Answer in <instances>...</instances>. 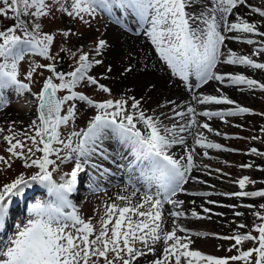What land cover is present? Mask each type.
<instances>
[{"label":"snow or ice","instance_id":"snow-or-ice-1","mask_svg":"<svg viewBox=\"0 0 264 264\" xmlns=\"http://www.w3.org/2000/svg\"><path fill=\"white\" fill-rule=\"evenodd\" d=\"M241 7L246 9L244 14L238 11ZM97 9L109 14L118 9L138 19L159 59L189 90L192 89L190 76L195 75L197 89L214 81L252 94L264 93V82L259 79L217 70L218 65H233L264 73V3L257 5L249 0H68L67 3L65 0H0V18L13 21L0 29V109L9 105V95L18 98L30 95L35 107V117L23 128H17L16 121L0 127V141L7 154H0V171L11 169L16 161H20L24 169H36L27 176L20 172L0 185V229L5 228L14 198L24 195L26 189L38 184L50 197L33 203L27 222L8 237L6 243L0 241V264H141V261L145 264H264V187L250 190L249 186L257 181L248 175L228 180L238 186V191L189 192L185 187L189 181L208 185L207 180L193 175L194 170L209 177L216 173L215 179L230 177V173L221 168L212 169L208 164L197 163L196 157L201 155L198 149H203L202 156L208 159H213L210 149L237 151L210 140L204 130L224 139H250L264 144V126L259 129L260 135L246 138L217 131L207 121L216 118L229 124L228 118L264 117V112L256 113L241 105L220 88L215 95L193 92L191 100L202 110L198 111L193 103L182 106L168 100L160 107L169 108V112L158 114L148 113L143 107V98L127 95L98 101L77 90L84 82L111 96L112 89L89 72L103 61L92 59L88 52L78 49L73 70H58L52 54L57 36L67 40L77 33L71 28L46 32L42 22L55 18L58 11L62 16L90 24L86 17L94 18ZM227 41L252 46V52L239 54L228 47ZM107 47V42L99 39L94 51L99 56ZM26 54L51 62L30 64L21 79V62ZM72 55L76 56V52ZM144 67L147 69V64ZM41 69L50 75L43 78L39 91L33 92L34 74ZM133 70L129 64L123 73ZM111 71L108 66L107 72ZM80 103L95 111L86 126L76 130ZM220 105L227 107L213 110L212 106ZM69 125L73 128L65 136L62 130ZM187 136L192 137L191 145L186 142ZM106 140H114L126 150L122 158L128 161L129 175L121 192L102 205L97 213L99 219L94 223L92 218L85 219L81 215L69 197L76 190L78 176L86 165L91 164L101 174H108V169L93 162L94 157L110 158ZM174 145L182 146L184 155L176 158L170 154ZM246 154L264 159V150L255 146L249 147ZM70 161H74V166L61 175L58 182L54 173L61 164ZM118 167L123 169L125 165ZM238 167L264 172V166L254 162L241 163ZM129 187L132 188L130 193ZM209 187L214 189L215 186ZM94 190L99 189L94 186ZM179 194L203 201L199 205L201 212L195 207L190 212L195 220L225 215L214 213L213 208L205 205L232 209V215L237 218L246 216L245 212L237 210L244 208L248 210L247 215L254 218L252 226L249 228L247 223L234 220L236 228L230 235L193 232L181 223L188 218V213ZM215 195L240 203L224 205L211 198ZM245 199L261 202L244 203ZM191 203L195 205L196 201ZM194 236L231 242L227 251L235 254L215 256L194 249ZM246 243L250 245L247 248Z\"/></svg>","mask_w":264,"mask_h":264},{"label":"bare ground","instance_id":"bare-ground-1","mask_svg":"<svg viewBox=\"0 0 264 264\" xmlns=\"http://www.w3.org/2000/svg\"><path fill=\"white\" fill-rule=\"evenodd\" d=\"M249 2L257 5L263 3L260 0H249ZM238 11L241 14H244L246 12V9L241 7L238 9ZM107 15L108 17H110V21L103 27L99 39H104L107 42L108 47L100 56V59L103 61V64L94 65L92 72L97 74V76L99 77V81H101L102 83L106 81L112 82L110 86L113 85L114 89L117 90L119 93L124 95H132L135 96L137 99L143 98V107L148 111L149 114H152L154 112L158 114L161 111L168 113L169 108L160 107V105H164L165 102L168 100H171L176 104H180L182 106L188 103H193V106H196L198 111L202 110L200 106L195 105L194 102L191 100L193 92H203L205 94L215 95L217 94V88H220L225 94L230 96L232 99L236 100L241 105L247 106L249 108L252 107L254 98H252V93L248 90L240 91L236 87H226L214 81L210 82L206 86H203L202 88L197 89L195 85L198 81L196 80L195 75L190 76L189 83L192 85V89L189 90V88L185 86L184 82H182L178 77H174L171 74V70L168 69L167 66L159 59L157 53L155 52L154 46L151 44L150 40L143 34L145 28L138 21V19H136V22L133 23V18H131L127 13H124L118 9H113V12L111 14L107 13ZM117 19L120 20V23H116ZM226 43L229 48L239 54H250L249 52L247 53L245 50L237 49V46L234 44V41H227ZM129 64L133 66L134 70L131 73H123V69ZM145 64H147L148 66L147 69H145L144 67ZM108 66H111L112 68L111 73L107 72ZM217 70L221 72L244 73L250 77L261 80V82H264V73L245 69L243 66L218 65ZM23 98L27 101L28 107L25 106V108H16L12 105L7 106L5 109H0L1 122L16 121L18 124L26 125L30 122L31 119L35 117V107L33 98L29 95H25ZM9 100L11 102H15V98H9ZM11 102L9 104H12ZM223 107L227 106H212L213 110ZM244 117L245 116L228 118L230 120L229 124H225L216 118L212 121L207 122L210 123V125L217 131L227 133L229 135H235L236 131L234 130H238L241 128L235 127L234 125L241 124L243 122ZM199 119H201L202 121H206V118ZM87 122L88 120L84 123V127L86 126ZM165 123L168 124L169 121L165 120ZM204 131L210 140L224 144L228 147L237 150L231 152L237 165L241 163H247V160H249L250 162L257 160V162H259V160L261 159L259 157L256 158L252 155H247L244 152L245 149H248L252 146L257 147L260 150H264V147L262 146V144H260V142L251 143L244 141L243 139H238L240 146L235 148V139H228L227 141H225L224 139L217 138L216 135L212 133H207L206 130ZM254 134L256 135L255 132ZM186 142L191 145L193 142L192 137L187 136ZM105 147L108 150L110 158L103 159L100 157H94L93 162L97 165L103 166V168L105 169H108V174H101V172L98 171L96 168H93L91 164L86 165L85 170L78 176L76 186H82L83 182H85L86 185H91V188L93 186H96L99 189V187L101 186L102 189H99L98 191L102 190L104 191V194L107 197L110 196L114 198L115 194L121 192V190L124 188L126 178L129 175L128 170L126 168L128 161L122 158V156L126 155L127 153L126 150L122 149L121 146L114 140H106ZM203 151V149H198V152H200L201 155L196 157L197 163L207 164L206 162H209L207 160H212L216 163L218 162L226 166V164L223 163L224 153L222 154V152H218L216 153V155H214V151L210 149L208 150L209 155L211 157H214L213 159H208L202 156ZM170 154L174 155L176 158H179L180 156L184 155L183 147L179 145H174L170 149ZM113 159L115 161H113ZM119 161H121V163H115ZM106 162H108V164L104 165ZM120 164H124L125 168L121 169L120 167H118V165ZM226 167L229 168V171H231L232 179H237L243 175H249L248 169H241L240 167L232 164ZM93 173H95L96 175H92ZM193 175L198 176L200 179L207 180L208 185H202L196 182L189 181V183L185 186L187 188V191L189 192L207 190L219 193L239 190L237 185L232 183L229 184L228 180L230 179L214 180L212 176H206L203 174V172L199 170H194ZM100 180H102L103 182ZM209 185H214V189L210 188ZM137 187H140V185L137 184ZM82 188H84V186H82ZM86 188L88 189V187ZM249 188L252 189L254 187L251 185L249 186ZM257 188L258 186L255 187V189ZM44 190L45 188L41 185H33L31 188L25 190L24 195L14 198V203L10 206L5 228L0 229V241H3L5 243L7 242L8 235L10 232H12L10 229L12 221H15V219L17 220L20 216L23 215H28L30 217V206L37 201L43 200L40 198V193H43L47 196L46 200L50 199L49 194L47 193V191L44 192ZM131 191L132 188L129 187L128 192L130 193ZM88 192H90V190ZM75 196L76 193L73 192L72 194H70L69 198L73 200ZM178 198L185 201L184 209L188 213V218L182 219L181 223L193 232L198 231L197 229H195L198 227L213 228L218 225L219 220L237 219V217H234L232 215V209L221 206L205 205L206 207L213 208L214 213H224L225 215H213L211 220H195L191 218L190 212L194 207L198 212H201L202 210L199 208V205L203 203V201L200 198L188 196L185 194H179ZM211 198L219 201L221 204L224 205L240 203L235 199L228 198L225 196L215 195ZM192 200L196 201L195 205L191 203ZM253 201H255V199H245L244 203H251ZM168 207L170 208V206ZM237 210L242 212L244 211L243 208H238ZM18 228L19 226H16L14 230ZM192 239L193 244L197 247L207 245L210 242L209 238L203 240L199 237L194 236L192 237ZM141 264H145V262L141 261Z\"/></svg>","mask_w":264,"mask_h":264},{"label":"rangeland","instance_id":"rangeland-1","mask_svg":"<svg viewBox=\"0 0 264 264\" xmlns=\"http://www.w3.org/2000/svg\"><path fill=\"white\" fill-rule=\"evenodd\" d=\"M260 1L264 3V0H260ZM65 2L67 3L68 0H65ZM86 19H90V24H84L81 21L69 18L66 15L62 16L57 11L55 18L49 17L48 19H44L42 22V29L46 32L55 33L58 29L59 30H66V29L71 28L73 32L77 33V35H74L70 39H67V40H64L63 38L57 36V39L55 42L56 46L52 49V54L55 57L59 56L61 54L60 52H63V54L65 56V61L70 63L73 66V68L75 67V61L78 59V56H79V52L77 51V49H79L83 52H88L90 54V58H92V59H96V58L100 59L101 55H99V56L96 55V53L94 51V47H95L96 42L99 40V36L101 35L103 27L106 24H108V22L110 21V17H108L107 13L100 10V9H97V14L94 18L86 17ZM132 21H133V23H135L136 19H133ZM8 23H10V20L0 18V25H6ZM262 30H264V29H262ZM234 44L237 46V49H239V50H245L247 53L252 52V46H249V45H246L244 43L237 42V41H234ZM62 48L67 49V50L62 51L61 50ZM73 52H76V56L72 55ZM50 62L51 61L46 60L43 57H40V56H37L34 54H26V59L21 62V76H20V78L21 79L24 78V73L29 68L30 64H32V63L47 64ZM92 70H93V68H91V71L89 70L90 74L93 76L95 75L94 77L96 79H98L99 77L97 76V74L93 73ZM40 73H42V75ZM49 75H50V73L44 69H41L38 71V73L34 74L35 82L32 85V91L38 92L39 88L42 86L43 78H45ZM99 82L102 83L101 81H99ZM103 84H107V86H110V84H112V82L106 81V82H103ZM111 86H110V88L112 89L111 96H109V94H107V93H103V92L99 91L95 86L87 85L84 82H82V84L80 86H78L77 90L84 92L86 95H88L91 98L98 100V101L103 100V99H108V98L115 99V98H120L121 96H127V95L121 94L117 90H115L113 85H111ZM61 94H63V93H61ZM15 97H16L15 95H13V96L9 95V98L14 99ZM16 98H18V97H16ZM252 98H254V101L252 103L251 108L254 110V112H256V113L264 112V93L257 91L255 94H252ZM23 99H24L23 97L18 98V100H16V102H11L9 100V103L11 102L12 104H9L8 106L13 105L16 108H25V106L28 107L27 101L25 100L26 101L25 102ZM78 107H79V114H78L77 121L74 125L76 130H79L80 128H84V123L91 118V116L94 114V111H95L94 109H90L87 105H85L83 103H80L78 105ZM8 123L9 122H5V121L1 122L0 121V127H5ZM26 125H22V124L17 123L16 127L17 128H23ZM241 125H243V127L241 129H238V130L235 129L234 130V131H236L235 135H238V136L240 135L241 137H246V138L251 137L252 135H255L254 132L256 133V135H260L259 129L261 126H264V117H262L260 115L245 116ZM72 128H73V125H69L67 128H64L62 130L64 135L67 136V134L72 130ZM216 137L219 139H224L223 136H216ZM224 140L227 141L228 139H224ZM243 140L247 141V142H251V143L252 142L259 143L260 142V141H251L250 139H243ZM234 142H235L234 143L235 148L240 146L238 139H235ZM260 144H262V143L260 142ZM262 146L264 147V144H262ZM3 149H4V144L2 141H0V154L7 155L3 151ZM213 151H214L213 152L214 155H216V153H218V152L221 153V151H217V150H213ZM244 152L246 154L247 149H245ZM223 153H224V155H223L224 161L228 162L226 164V166H228L230 164L238 166L236 164L234 157L232 156V153L222 152V154ZM247 155H250V154H247ZM253 157H255V156H253ZM113 161H115V160L113 159ZM207 161H209V162H206V163L208 165H210L212 169L221 168L224 172L230 173V177H223L221 179H215L214 177L218 174L213 173L212 178L214 180L232 179L231 178L232 173H231V171H229V168H227L225 165L220 164L218 162L216 163L212 160H207ZM108 162H106L104 165H107ZM246 162L249 163L250 161L247 160ZM251 162H254L256 165L264 166V159L263 160L260 159L259 162H257V160H254ZM115 163H121V161L115 162ZM73 166H74V161H70V162L61 164L58 172L54 173V179L59 181V177L61 175H63L64 173L70 172L71 168ZM0 167H2V166H0ZM248 170H249L248 176L251 179L257 181L256 184L252 185L254 187L252 189H255V187H257V186H258V188L264 187V183H261V181H264V172L256 170L255 168L248 169ZM35 171H36V169H24L22 167L21 162L16 161L15 163H13L11 169H8L5 171H0V185H2L3 183L9 182L11 179H13L20 172H24V174L27 176V175L33 174V172H35ZM229 184H231V183H229ZM34 185H38V184H34ZM46 191L47 190L45 189L44 192H46ZM102 192H104V191L101 190V192L92 195L93 198L95 197L94 201H89V199H88V202H86L83 205V209L80 212L81 215L85 219L92 218L94 223L99 219V216L97 213L100 211L102 205L104 203L108 202L110 199L115 198V197L113 198L110 196L107 197ZM260 202L261 201H259V200H257V201L255 200L251 203L252 204H259ZM243 212L246 213V216L239 217V218L235 219V221L237 223H239V222L247 223L249 225V228H251L254 218L251 215H247V212H248L247 209H244ZM19 218L17 220L15 219L16 221H13L14 225L11 227V229L15 228V226L22 227L27 222V220L29 219V216L28 215H26L24 217L22 216L21 224L18 225ZM231 220H219L218 225H216L213 228L198 227L195 229H197L198 231L218 233V234H222V235H230V234H232V230L236 228V223H232V221H234V220H232V221ZM16 231H17V229H15V230L12 229V232L9 233V237L12 236ZM241 231H244V230H241ZM199 238L203 239V240L209 238L210 242H209V244L203 245L200 247H197L196 245L193 244L192 247L194 249H198L201 252H204V253L210 254V255H215V256H226V255L235 254V252H228L227 251L229 244L231 242L221 241V240H217V239H214L211 237H199ZM249 246L250 245L247 243L244 245L245 248H247Z\"/></svg>","mask_w":264,"mask_h":264},{"label":"water","instance_id":"water-1","mask_svg":"<svg viewBox=\"0 0 264 264\" xmlns=\"http://www.w3.org/2000/svg\"><path fill=\"white\" fill-rule=\"evenodd\" d=\"M55 63L57 65L58 70L60 71L68 72L73 70L72 65L65 61V56L63 52H61V54L58 57H56Z\"/></svg>","mask_w":264,"mask_h":264},{"label":"trees","instance_id":"trees-1","mask_svg":"<svg viewBox=\"0 0 264 264\" xmlns=\"http://www.w3.org/2000/svg\"><path fill=\"white\" fill-rule=\"evenodd\" d=\"M12 23H13V21L10 20V23H8V24H6V25H0V29L4 28V27H6V26H9V25H11Z\"/></svg>","mask_w":264,"mask_h":264}]
</instances>
